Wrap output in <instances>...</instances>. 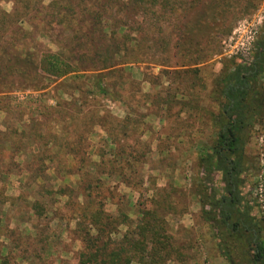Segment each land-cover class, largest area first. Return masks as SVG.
I'll return each instance as SVG.
<instances>
[{
	"label": "trees",
	"instance_id": "obj_1",
	"mask_svg": "<svg viewBox=\"0 0 264 264\" xmlns=\"http://www.w3.org/2000/svg\"><path fill=\"white\" fill-rule=\"evenodd\" d=\"M3 1L15 3L12 13L2 9ZM46 1L0 0V94L15 90L40 92L49 83L72 77L79 84L76 91L81 96L95 102L101 96L123 101L129 110L124 121L112 119L100 106L93 112L95 126L104 128L112 121L109 131L105 129L108 138L103 141L105 148H115L112 158L99 153L100 170L92 173L80 167L75 186L61 191L68 198L77 191L83 198L73 231L82 245L76 254L72 250L76 264H169L181 260L183 255L174 245L166 220L171 208L168 198L146 202L150 206L138 202L133 205L135 211L132 206L118 204L115 215L107 209L113 198L107 184L116 178L127 188L141 186L139 167L146 163L148 153L141 125L149 116L142 114L141 108L152 107L155 116L165 108L164 115L168 116L173 108V74L186 75L193 70L173 71V45L186 51L185 57L190 59L197 54L193 65L209 62V48L223 28L255 11L264 0H52L45 5ZM25 21L31 31L23 27ZM53 28L59 29L57 52L39 41ZM140 63L167 67L151 78V85L160 91L144 93L133 80L128 66ZM126 90L128 98L123 94ZM192 97L193 101L179 102L178 114L189 113L198 118L197 137L203 138L209 131L206 140L195 145L199 165L205 172L221 173L224 184L222 195L210 197V210H202L215 232L217 249L228 264H264V221L250 217L242 193L243 176L250 170L248 144L257 127L264 130V41L258 44L250 65L223 63L206 96V102L217 106H203L199 93ZM129 127L137 128L138 136L132 152L120 143L129 136ZM71 147L75 149L76 144L68 142L67 148ZM71 155L76 158V154L66 153L43 161L58 168L69 164ZM85 161L80 157L77 162ZM1 197H5L3 187ZM5 203L6 200L0 201V209ZM131 214L137 219H132ZM122 227H126L123 234ZM10 230L1 216L0 241ZM118 235L120 239L116 238ZM0 247V264H12L13 257L4 255L7 247L1 242ZM49 257L45 250L29 256L33 264H50Z\"/></svg>",
	"mask_w": 264,
	"mask_h": 264
},
{
	"label": "rangeland",
	"instance_id": "obj_2",
	"mask_svg": "<svg viewBox=\"0 0 264 264\" xmlns=\"http://www.w3.org/2000/svg\"><path fill=\"white\" fill-rule=\"evenodd\" d=\"M51 1L47 0L45 5ZM14 6L13 1L1 2L2 9L7 13H12ZM22 25L28 31L32 30L26 21ZM58 30L53 28L47 37L39 38L47 49L54 52L58 51ZM262 41L264 1L255 11L241 15L230 27L223 28L209 48L208 55L212 57L209 62L193 65L197 54L190 59L185 57L186 51H179L173 45V71L195 68L198 71L191 70L186 75L180 72L173 74V108L168 116L164 115L167 112L165 108L160 110L158 116L151 112L152 107L141 108V113L149 116L141 125L144 132L142 140L148 153L145 156L146 163L139 167L140 188H127L116 178L107 184L113 196L107 209L115 215L119 211L118 204L133 207L138 202L144 204L168 198L171 208L166 220L174 245L183 255L181 260L169 264H228L217 249L218 241L214 239L213 227L205 221L202 212L204 208L210 210L211 196L218 197L224 193L221 173L205 172L199 165L195 145L206 140L209 131L205 132L203 138L200 135L197 137L198 118L194 114L192 117L189 113L178 114L181 109L179 102L193 101L192 96L199 93L205 102L203 106H217V103H207L206 96L221 72L223 63L232 61L250 65ZM165 68L140 63L128 66V72L141 85L144 93L153 94L160 88L151 85V78L159 76ZM78 85L72 81V77H66L49 83L40 92L15 90L0 94V187L5 190V197H1L0 201L6 200L1 206L0 217L3 216V224L12 231L2 237L0 242L7 247L4 255L13 257L12 264H33L29 256L39 254L41 250L50 256V264H76L72 250L75 254L82 250L73 231L77 223L75 214L83 198H79L77 191L70 198L63 196L61 191L75 186L80 179V167L92 173L100 170L99 153L106 154L107 159L112 158L115 148H105L103 145V141L108 138L105 129L109 131L112 121L107 122L104 128L95 126L92 123L93 112L100 106L112 119L124 121L129 110L123 101L101 96L95 102L92 98L81 96L76 91ZM87 85L90 87L91 83ZM123 94L129 97L128 91ZM101 115L104 116L103 113ZM136 130L135 127H129V136L122 137L120 142L127 147L128 152L134 150L132 147L138 138ZM68 142L75 143L76 148H67ZM66 153L76 154V158L69 156L66 166L57 168L55 164L43 161L44 158L62 157ZM247 154L250 170L243 176L244 207L255 221H264L262 128L257 127L248 144ZM80 157L86 159L84 164L77 162ZM131 217L137 219L133 214ZM125 231L126 227L120 228L121 234ZM116 238L120 239L121 235Z\"/></svg>",
	"mask_w": 264,
	"mask_h": 264
}]
</instances>
